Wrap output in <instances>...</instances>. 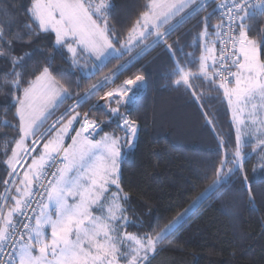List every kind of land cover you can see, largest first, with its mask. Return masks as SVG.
I'll return each instance as SVG.
<instances>
[{
    "label": "trees",
    "instance_id": "1",
    "mask_svg": "<svg viewBox=\"0 0 264 264\" xmlns=\"http://www.w3.org/2000/svg\"><path fill=\"white\" fill-rule=\"evenodd\" d=\"M35 1L0 0V234L15 221L12 211L24 190L16 192V180L5 196L11 179L8 161L21 138L17 107L25 90L47 70L68 93L53 118L65 120L77 112L102 128L92 138L105 133L119 140L122 234L155 240L153 253L142 264H264V164L256 167L252 155L242 169L226 174L239 150L261 153L264 144L239 146L221 84L209 78L213 68L202 70L221 23L213 2L191 14L205 0L194 2L161 28L168 30L164 40L154 42L150 35L137 49L109 58L85 76L72 66L55 34L34 20ZM107 1L103 22L94 16L98 24H106L112 46L121 50L153 0ZM240 17L237 34L258 46L264 64V9ZM149 44L151 49L135 58ZM116 72L114 81L89 94L101 77ZM125 80L135 83L131 91L110 104L101 97L113 82ZM109 106L115 111H108ZM124 120L137 128L131 145L121 127ZM41 153L39 145L28 165ZM221 176L225 178L178 225L157 239Z\"/></svg>",
    "mask_w": 264,
    "mask_h": 264
},
{
    "label": "rangeland",
    "instance_id": "2",
    "mask_svg": "<svg viewBox=\"0 0 264 264\" xmlns=\"http://www.w3.org/2000/svg\"><path fill=\"white\" fill-rule=\"evenodd\" d=\"M196 1L201 0H169L164 6L159 5L157 10L151 7L152 10L134 26L121 50L112 46L106 33V24H98L94 16L98 15L103 22L101 13L107 0H36L32 15L42 30L55 34L57 45L66 49L72 66L85 76H90L109 58L143 45L150 35L156 37L154 42L164 40L168 30L162 32L161 28ZM202 4L196 6L191 14L203 7ZM151 47L149 44L141 49L135 58ZM212 47L208 46L203 63L210 59ZM236 55L241 61L234 64L233 81L219 83L230 107L239 146L243 147L245 141L239 137V128L244 126V119L239 123L240 115L261 121L264 125V64L260 61L258 46L251 41L241 46ZM116 74L111 78L101 77L102 80L90 88L89 94L104 83L114 81ZM211 74H208L209 78L213 79ZM187 77L184 74L182 80ZM113 85L116 86L117 96H120L123 91H131L135 83L125 80L113 82ZM67 97L65 88L45 70L25 90L17 107L21 138L8 161L11 179L5 196L16 180V192L19 194L18 188L19 191L24 190L21 197L19 195L17 198L12 213L17 211L28 194L39 173L36 169L39 163L42 164L60 149H63L67 160L66 167L56 178L23 244L27 249L36 248L39 254L36 257L29 250L31 252L27 254L25 263L36 264L34 259L37 258L42 264H142L153 253L155 240L122 234L120 224H123V214L118 185L121 157L119 140L105 133L96 139L85 136L84 129L88 122L83 120V114L71 111L72 114L65 120L61 116L53 118ZM239 124L242 126L239 127ZM44 126L46 128L42 130ZM259 127L260 130L264 128ZM262 138L254 140L256 147L264 143V133ZM134 140L135 137L130 135L129 145ZM39 145L42 155L28 165L29 157L34 150L39 149ZM242 151L234 155L235 164L228 168L226 174L242 169L245 160L252 155L257 160L256 167H263L264 151ZM224 178L221 176L210 186L157 239L178 225L199 200Z\"/></svg>",
    "mask_w": 264,
    "mask_h": 264
},
{
    "label": "built area",
    "instance_id": "3",
    "mask_svg": "<svg viewBox=\"0 0 264 264\" xmlns=\"http://www.w3.org/2000/svg\"><path fill=\"white\" fill-rule=\"evenodd\" d=\"M213 2V7L221 17L217 31V39L213 61L212 78L223 84L231 83L234 79V64L237 50L242 42L237 34L239 15L243 12H259L264 9V0H205L202 4ZM202 9L200 7L196 11ZM194 11V12H196ZM101 97L107 103L117 97L116 86L106 89ZM108 111L115 108L109 106ZM96 123L88 122L87 125ZM121 127L129 136L136 135L137 128L128 120H124ZM67 160L63 149L51 156L43 163L42 170L35 185L31 188L26 199L16 211L15 221L7 225L5 235L0 234V264H12L19 246L29 237L34 221L42 205L45 203L56 178L66 167Z\"/></svg>",
    "mask_w": 264,
    "mask_h": 264
},
{
    "label": "crops",
    "instance_id": "4",
    "mask_svg": "<svg viewBox=\"0 0 264 264\" xmlns=\"http://www.w3.org/2000/svg\"><path fill=\"white\" fill-rule=\"evenodd\" d=\"M168 1L169 0H153L152 7H153L154 10H157L159 5L164 6ZM241 17L239 18V22L241 21ZM238 35H239V39L242 42V47L249 43L248 38L245 35H243L242 33H239ZM215 46L216 45H213V47H212V53H211L210 59H207V61L203 63V69L202 70L204 72H206L208 69L213 68V61H214L213 58H214V53H215ZM237 59H239L241 61V58L238 57V56H237ZM242 119H244V122H243ZM240 122H243L244 126L242 127V129L239 128L241 130V134L239 133V137L245 141V144H249V143H253L254 144V140L255 139H258V138L259 139H263L262 137H263V133H264V128L262 130H260V127H259V126H264L261 121H256L253 118L249 119L246 116H243L241 114L240 115V119H239V123ZM241 126H242V124H239V127H241ZM85 136H88V135H85ZM263 144H261V145H263ZM261 145H259V146H261ZM50 157L51 156H48L43 161V163L45 161H47ZM43 163L42 164L39 163L37 165V167H36V169L39 171V173L42 170ZM39 173L37 174V177L39 176ZM37 177L35 178V180L37 179ZM28 178H29V175H28ZM28 178H27V180H28ZM29 179L31 181V178H29ZM23 244L20 245L18 250H17L16 256H15V259H14V264H33V263H25V260L27 259V254H29V252L32 251L31 254L35 255L37 257L39 252H38V250L36 248L30 247L29 249H27L28 247H26V246L23 247ZM37 248L39 249V247H37ZM29 250H31V251H29ZM19 255H21L20 258H18ZM34 260H35L36 264H42L41 262H39L37 260V258H35Z\"/></svg>",
    "mask_w": 264,
    "mask_h": 264
},
{
    "label": "water",
    "instance_id": "5",
    "mask_svg": "<svg viewBox=\"0 0 264 264\" xmlns=\"http://www.w3.org/2000/svg\"><path fill=\"white\" fill-rule=\"evenodd\" d=\"M235 63L236 64L240 63V60L239 59H235ZM101 131H102V128L101 127H98V126H95L94 124L88 125L84 129L85 135H88L90 137L97 136L99 133H101Z\"/></svg>",
    "mask_w": 264,
    "mask_h": 264
}]
</instances>
